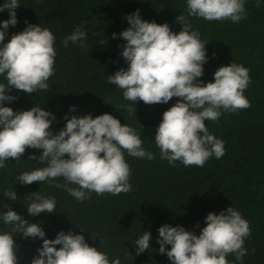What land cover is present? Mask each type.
Wrapping results in <instances>:
<instances>
[{
    "label": "trees",
    "instance_id": "16d2710c",
    "mask_svg": "<svg viewBox=\"0 0 264 264\" xmlns=\"http://www.w3.org/2000/svg\"><path fill=\"white\" fill-rule=\"evenodd\" d=\"M5 0H0V6ZM17 24L9 26L5 43L15 33L25 29L26 21L47 28L55 36V71L49 78V88L27 94L16 89L6 90L16 99L4 106L14 111L28 110L38 105L55 115L51 125L55 134L72 115L91 113L93 117L109 113L133 127L140 135L142 146L155 159L134 158L124 153L129 164L132 190L128 193L97 195L78 201L63 188L62 178L54 182H33L24 185L16 177L25 171L42 168L37 159L41 149H26L19 161L9 158L0 168V210L7 204L30 223H39L46 238L54 239L61 230L82 234L86 242L104 252L109 260L119 258L120 264H171L166 253L161 254L157 242L158 229L164 224L183 226L199 235L206 226L209 212L219 214L229 206L237 209L247 220L251 235L245 238L248 250L242 261L234 254L226 259L229 264H264V0L256 7V0H245L246 18L239 23L230 20L207 21L189 17L192 29L205 44L207 62L199 78L207 83L214 80V72L222 65L241 64L249 70L251 82L244 95L251 107L235 113L223 112L218 121H205L209 132L224 142L222 158H210L203 167H185L180 161L175 166L161 159L156 146L155 131L163 112L177 102L173 97L166 104L137 105L123 97V90L108 83V75L127 68L122 46L126 43L119 34L130 25L126 16L139 10L142 19L167 23L174 32L183 27L177 22L179 14L187 15V0H18ZM9 11L0 12V22L9 19ZM80 28L85 32L84 46L63 39ZM118 45L120 47H118ZM0 83L7 85L5 76ZM120 105L137 108L128 112ZM75 106V112L70 111ZM51 118V117H50ZM77 187L76 185H69ZM15 191L17 200L4 196ZM34 192L54 197L56 211L42 212L33 217L27 206ZM11 231L10 225L0 221V232ZM151 233L149 249L136 255L135 241ZM17 245L18 264H31L42 246L41 239L13 236ZM57 248L60 245H56ZM170 248V245H166Z\"/></svg>",
    "mask_w": 264,
    "mask_h": 264
},
{
    "label": "clouds",
    "instance_id": "9594fccd",
    "mask_svg": "<svg viewBox=\"0 0 264 264\" xmlns=\"http://www.w3.org/2000/svg\"><path fill=\"white\" fill-rule=\"evenodd\" d=\"M260 4L261 0H256V7ZM18 6V0H5L0 6V12L8 10L10 14L9 19L0 22V75L7 81V85L0 83V168L5 167L9 158L19 161L28 148L41 149V155L30 154L28 159L39 158L46 166L22 172L16 181L29 185L62 178L64 184L53 186L63 188L78 201L90 199L92 192L97 195L130 192L131 171L124 153L134 158L155 159L152 152L144 149L133 127L121 124L109 113L71 118L66 114L65 126L54 134L51 125L56 117L43 107L35 105L14 111L4 106L5 101L16 99L6 90L14 88L27 94L47 90L55 71V36L47 28L26 21L24 30L4 42L9 26L18 22L15 11ZM186 8L187 15L177 16V22L183 25L179 32L172 31L167 23L142 19L139 10L128 14L130 26L112 34L113 38L119 35L126 41L121 55L127 68L107 77L109 84L123 90L125 100L136 105L139 101L148 105L166 104L173 97L178 98L163 112L155 131V144L161 159L171 166L180 161L185 167H203L210 158L220 159L225 152L224 142L209 132L205 121H218L222 110L235 113L250 108L244 92L251 77L246 67L231 62L217 68L213 81H200L207 62V42L191 30L189 17L239 23L246 18L245 0H187ZM85 36L77 28L62 43L67 47L69 42H79L83 47ZM117 108L130 113L137 111L131 105ZM75 110V106H70L71 112ZM3 194L17 200L13 190ZM33 194L34 199L26 207L30 216L56 211L54 197ZM3 208L7 210H0V221L10 225L11 231L0 232V264H18L14 234L42 240L31 264H120L119 258L110 261L104 252L90 246L82 234L61 230L54 239H49L39 223H30L7 204ZM205 221L199 235L179 225L160 226L156 238L158 251L166 253L171 264H229L226 259L229 254L242 261L248 252L244 241L251 235V229L241 213L229 206L219 214L209 212ZM150 240L148 231L136 239V255L149 249Z\"/></svg>",
    "mask_w": 264,
    "mask_h": 264
}]
</instances>
